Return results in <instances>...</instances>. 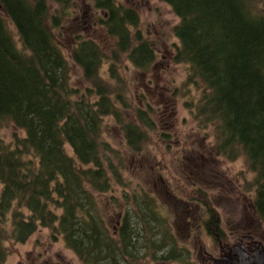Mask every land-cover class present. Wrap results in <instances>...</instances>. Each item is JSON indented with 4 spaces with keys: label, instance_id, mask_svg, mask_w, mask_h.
<instances>
[{
    "label": "trees",
    "instance_id": "trees-1",
    "mask_svg": "<svg viewBox=\"0 0 264 264\" xmlns=\"http://www.w3.org/2000/svg\"><path fill=\"white\" fill-rule=\"evenodd\" d=\"M162 1L178 18L174 61L188 69L183 93L202 88L183 105L198 127L213 129L216 155L246 159L254 175L247 184L254 187L252 205L264 225V0ZM68 2L0 0V127L10 122L25 134L13 147L0 139V264L8 256L7 238L23 243L38 227L60 237L82 264H142L158 256L169 260L173 253L175 263L192 264L163 227L153 201L148 207L133 194L117 237L99 212L94 193L109 190L107 174L116 167L107 145L108 155H101L100 128L102 117L116 109L100 85L104 51L88 36L75 38L69 58L99 96L91 103L70 100V64L54 32L67 8L76 10ZM93 9L106 14L98 22L115 38L109 76L121 82L118 54L147 69L155 55L138 30L130 32L136 11L113 0H93ZM78 10L84 12V5ZM134 116L137 122L121 125L128 146L137 150L145 138L138 124L148 127L150 118L140 107ZM161 241L156 251L162 254L146 259Z\"/></svg>",
    "mask_w": 264,
    "mask_h": 264
},
{
    "label": "rangeland",
    "instance_id": "rangeland-1",
    "mask_svg": "<svg viewBox=\"0 0 264 264\" xmlns=\"http://www.w3.org/2000/svg\"><path fill=\"white\" fill-rule=\"evenodd\" d=\"M115 1L125 6L137 0L130 3L127 0ZM140 1L142 3H135L138 22L135 28L130 27V32L138 30L150 44L155 57L147 69H138L125 54H118L121 82L108 74L112 53L116 51L115 38L109 37L103 25L99 24L98 18L102 14L93 9V0H69L71 4L76 3V10L68 7L54 30L70 64L68 84L75 89L70 100L83 98L91 103L99 96L96 88L84 80L81 70L69 58L75 38L80 35L95 38L105 55L98 72L102 80L100 85L105 88V95L115 105L116 111L115 115L102 117L99 140L102 157L109 152L116 167L107 174L109 190L95 192L94 197L107 227L116 237L133 194L140 195L148 207L153 201L163 227L189 251L192 264H212V259L219 257L222 251L219 242L227 241L232 245L231 233L246 231L245 235L254 236L255 240L264 243V225L252 205L254 187L250 189L247 185L254 175L243 156L228 161L216 155L213 129L198 127L188 107L183 105L184 101L195 99L196 91L200 92L202 88L190 84L191 90L183 93L181 82L185 80L188 69L174 61L179 41L173 27L178 18L171 7L162 0ZM81 5H84V12L78 10ZM9 29L16 41L15 29L12 26ZM16 46L20 48L19 43ZM139 107L149 116L150 126L137 123L145 138L137 150H132L121 124L137 122L134 113ZM24 135L23 130L10 122L0 127V139L11 147L15 139ZM104 145L112 151H105ZM64 149L74 157L67 144ZM185 207L193 211L188 219L184 218V213L187 214ZM213 219L218 221L217 224ZM156 246H163L162 241L152 246L153 252L151 248L147 250L146 259L161 254V251H156ZM5 247L8 256L3 264H82L71 250L65 248L60 237H50L48 230L42 227H38L23 243L7 238ZM175 259L173 253L169 260L160 261L159 257L154 261L141 260L142 264H177Z\"/></svg>",
    "mask_w": 264,
    "mask_h": 264
},
{
    "label": "flooded vegetation",
    "instance_id": "flooded-vegetation-1",
    "mask_svg": "<svg viewBox=\"0 0 264 264\" xmlns=\"http://www.w3.org/2000/svg\"><path fill=\"white\" fill-rule=\"evenodd\" d=\"M127 1H128V3L131 2V0H127ZM137 2L142 3V1L137 0V1L133 2L131 5L125 4V7H130L131 9L135 10V3H137ZM113 3L115 5L120 4V3H117L115 0H113ZM146 3H147V1H146ZM67 4L69 5L71 3L68 2ZM92 7H93V2H92ZM136 13H137V11H136ZM101 14H102V17H101L102 19L106 17V14L103 11H101ZM185 208H187V207H185ZM192 213H193V211L187 208V214L184 213L186 215L184 218L185 219L190 218V217H188V215L191 216ZM257 227H260V225ZM255 231H256V229L254 230V233H255ZM230 232H232V229ZM245 233H246V231L238 232V234L236 232L231 233L232 238H233L232 239V245H230V242H227V241H225V243L219 242V246H220L222 251H221V254L219 255V257H215L214 259H212V264L214 262L227 263V262H230L232 260H237L240 258L248 261L249 264H264V243H260L259 241L255 240L254 236H248V235H245ZM223 235L224 234L222 233V236ZM173 236H174V234H173ZM216 237H218L217 234H216ZM175 242L178 244L176 237H175ZM178 247L186 249L185 247L180 246L179 244H178ZM188 253H189V251H188ZM161 254H162V252H161ZM163 260H167V259H163ZM163 260L160 259V261H163ZM160 264H163V263H160Z\"/></svg>",
    "mask_w": 264,
    "mask_h": 264
},
{
    "label": "water",
    "instance_id": "water-1",
    "mask_svg": "<svg viewBox=\"0 0 264 264\" xmlns=\"http://www.w3.org/2000/svg\"><path fill=\"white\" fill-rule=\"evenodd\" d=\"M213 264H249V262L246 260L237 259V260H232V261L227 262V263L214 262Z\"/></svg>",
    "mask_w": 264,
    "mask_h": 264
}]
</instances>
